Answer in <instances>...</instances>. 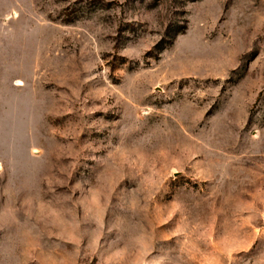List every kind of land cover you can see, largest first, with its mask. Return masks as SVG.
<instances>
[{
  "label": "rangeland",
  "instance_id": "rangeland-1",
  "mask_svg": "<svg viewBox=\"0 0 264 264\" xmlns=\"http://www.w3.org/2000/svg\"><path fill=\"white\" fill-rule=\"evenodd\" d=\"M0 264H264V0H0Z\"/></svg>",
  "mask_w": 264,
  "mask_h": 264
}]
</instances>
